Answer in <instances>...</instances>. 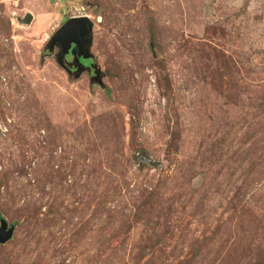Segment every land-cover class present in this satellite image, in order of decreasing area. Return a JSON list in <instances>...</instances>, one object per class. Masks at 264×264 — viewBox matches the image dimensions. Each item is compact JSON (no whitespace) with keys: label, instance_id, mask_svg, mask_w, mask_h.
<instances>
[{"label":"rangeland","instance_id":"374dc122","mask_svg":"<svg viewBox=\"0 0 264 264\" xmlns=\"http://www.w3.org/2000/svg\"><path fill=\"white\" fill-rule=\"evenodd\" d=\"M81 16L101 84L49 51ZM250 23L225 0H0V264L261 263Z\"/></svg>","mask_w":264,"mask_h":264},{"label":"water","instance_id":"95a60500","mask_svg":"<svg viewBox=\"0 0 264 264\" xmlns=\"http://www.w3.org/2000/svg\"><path fill=\"white\" fill-rule=\"evenodd\" d=\"M33 21V15L27 14L19 22L21 24H30ZM92 31L93 22L89 16L75 17L68 20L51 38L49 41V51L52 53L56 46L61 48V54L59 56V61L63 64L64 55L68 53L69 49L75 44L74 53L76 50H80L79 56H83L85 59L95 58L90 55V47L92 43ZM77 59V58H76ZM96 64V63H95ZM80 72V71H79ZM139 163H148L153 165V160L143 152L140 156ZM15 234V226H9L8 222L4 219H0V245H5L9 243Z\"/></svg>","mask_w":264,"mask_h":264},{"label":"clouds","instance_id":"9594fccd","mask_svg":"<svg viewBox=\"0 0 264 264\" xmlns=\"http://www.w3.org/2000/svg\"><path fill=\"white\" fill-rule=\"evenodd\" d=\"M225 7L236 17L251 21L253 38L264 36V0H225Z\"/></svg>","mask_w":264,"mask_h":264},{"label":"flooded vegetation","instance_id":"af4514ba","mask_svg":"<svg viewBox=\"0 0 264 264\" xmlns=\"http://www.w3.org/2000/svg\"><path fill=\"white\" fill-rule=\"evenodd\" d=\"M74 48L75 44H73L68 53L64 55L63 63L65 67L73 73L77 70L88 72L93 79V82L101 84V73L98 71L97 64H95L94 60L91 58L85 59L84 55L80 57L79 49L74 53Z\"/></svg>","mask_w":264,"mask_h":264},{"label":"trees","instance_id":"16d2710c","mask_svg":"<svg viewBox=\"0 0 264 264\" xmlns=\"http://www.w3.org/2000/svg\"><path fill=\"white\" fill-rule=\"evenodd\" d=\"M153 40H154V39H153ZM212 153L215 154L216 151H212ZM4 180H5L4 178H0V187L3 185ZM194 256H196V253L194 254ZM259 264H264V260H263L261 263H259Z\"/></svg>","mask_w":264,"mask_h":264}]
</instances>
